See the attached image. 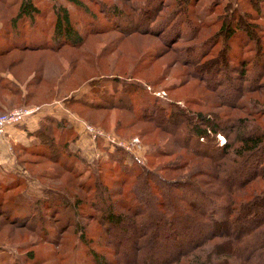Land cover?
Instances as JSON below:
<instances>
[{"label": "rangeland", "instance_id": "obj_1", "mask_svg": "<svg viewBox=\"0 0 264 264\" xmlns=\"http://www.w3.org/2000/svg\"><path fill=\"white\" fill-rule=\"evenodd\" d=\"M22 1L0 0V45L5 44L4 50L9 48L8 51L0 53V115L18 108L41 107L52 103L44 111L49 113L48 111H56L55 107L59 110H61L60 107L66 109L65 105L68 104L73 112L68 109L70 112L68 110L66 113L57 112V116H67V114L77 116L76 118L85 128L91 125L104 134L93 138L90 133H87L88 137L84 138L82 150L89 160H106L110 152L115 151L116 148H122L127 153L125 158L129 166L133 165V158H136L140 165L159 172L169 182L193 180L200 183L204 189L214 195L218 202L226 203L228 198H233L236 204L243 200H252L256 212L264 208V161L259 165L261 170L258 169V171V166L255 167L253 162L247 163L249 166L245 171L243 169L242 173L243 178L247 177V179L242 183L240 190L232 195L225 191L226 188L219 180V174L224 173V170L238 169L244 162L246 153L244 156L235 153L241 146L237 138L252 132L257 134L264 132L263 0H193L189 6L185 0H95V2L84 0L98 17L99 23L103 25L110 22L105 19L102 10L97 6L98 2L122 9L134 22L142 18L141 13L150 4L152 6L157 4L156 6L162 9L159 15H170L173 11L178 13L182 8H188L190 15L199 25L197 33L193 32V35L189 36L188 30V34L183 33L181 39L176 36L170 41V48L160 31L144 35L135 31L124 34L117 28L111 27L104 29L106 31L103 32L91 33L87 29L88 25L84 23L83 16L73 5L66 0H54L70 9L74 24L84 35V43L79 47L64 46L58 50L31 51L14 49L8 37L10 31H15L11 21L16 17ZM33 1L43 7L44 17H40V20L45 24L43 28L49 29L54 17L51 9L53 0ZM199 12L205 16L200 15L203 18L202 23L197 20L196 14ZM238 15H241V18L237 20ZM21 22L20 28L24 27L25 31L27 25ZM224 22L225 24L228 22V29H230L228 32L232 31L231 34L237 32V27L241 29V32H237L235 38H229L228 32L221 30ZM155 25L153 28L156 27ZM237 36L243 37L239 39L242 42L241 45H235ZM248 36L257 38L263 49L261 50L263 52H260L263 55L261 66L263 78L259 80L261 85L259 89L249 92L244 88L236 105L226 106L223 102L221 103L220 96L207 89L198 78L190 75L191 72L200 71L199 67L207 68L211 66V63L217 62L219 64L225 51H227L226 54L230 53L227 61L231 67L233 66L232 69L239 68L238 70L242 71L240 78L244 74H249V71L254 69L253 64L260 50L255 51V48L251 46L252 41H248L250 39L247 38ZM233 47L236 52H230ZM171 48H175L176 51L171 52ZM181 48L191 52L189 58L185 55V58H177V52ZM199 52L204 55L201 57ZM198 55L201 57L199 60L201 63L195 65L196 67L187 65L189 60L192 62V59ZM243 56L246 62L241 64L240 58ZM185 60L188 62H184ZM245 64L248 67L244 68ZM237 72L236 70L234 74H238ZM201 74H199L200 77ZM115 76L132 77L129 80L143 85L146 91L138 93L134 98L139 103L136 110L118 107L106 109L101 105H96L98 108H95L74 100L77 98L80 100L82 96L88 101H92L90 100L92 98L100 100L101 98L91 89L90 84L101 77H110L113 83L112 78ZM107 84L111 92L109 94H112L113 90L117 91V88L113 89L110 83ZM147 93L158 96L164 104L178 100L180 105H185V108L191 112L202 111L212 113L218 118L220 115L223 120L228 119L227 122L231 124V131L227 132L228 137L225 139L222 134H218L219 146L232 145L227 151L228 154L223 157L224 163H217V160L194 154L175 136L158 128L156 123L140 119L142 101ZM219 95L224 97L226 93L223 91ZM20 124L22 123L15 125ZM16 152L26 169L18 163V158L17 162L14 161L12 150L5 151L8 159L12 157L16 167L0 172V184L5 186L0 189V210L20 203L31 204L45 197L49 186L66 192L65 198L71 204L73 203V207L65 210L64 213H57L39 206L31 212L30 223L26 226L14 224L0 211V264H92L90 249L102 255L103 259H109L112 264H121L117 260L113 241L120 240L121 250L127 251L130 248V238L135 235L139 237L140 234L135 233L133 227L125 231L119 226L112 227L99 223L98 220H94L97 212L90 210L88 205L82 207L80 203L78 207L74 206V203L76 201L78 203L80 199L83 204L87 200L90 201L96 192L91 185L93 180L89 179L90 174L85 172L87 170L83 169V175L78 176L62 162L42 157L36 152L27 153L19 149H16ZM262 156L264 159V155ZM115 158L123 161V155H115ZM252 165L254 168L249 169ZM119 168V164L117 166H114V163L106 164L100 175L107 190L104 194H108L109 200L117 210L125 212L127 225H130L129 220L132 219L134 212L126 208V197L127 193H130L129 190L135 187L136 171L134 173L128 171L120 176ZM9 178L20 179L23 183L21 186L2 184ZM240 180L241 178L237 181ZM179 195L180 193L176 194V196ZM155 196L158 197L157 192ZM182 204L186 212L200 217L193 207ZM92 214L93 217H90ZM249 216L250 221L256 217L251 214L246 215V217ZM151 218L149 221H152ZM75 223L79 224L77 230L74 227ZM139 226L141 227L142 224ZM82 227L87 230L85 239L89 241L88 243H83L79 237L84 231ZM160 229L168 228L161 225ZM145 236L143 238L146 247V241L150 240L152 234L149 232ZM228 238L225 236L211 239L209 244L216 245L215 249L212 245L207 246L205 252L200 255L201 260L208 259L209 256L213 262L223 258L230 264H245L238 255L234 254ZM164 242L161 238L155 242V246L151 245L152 243L149 244L155 250V262H158L161 255L167 252L169 246L167 247ZM197 261L200 259L188 256L183 257L178 263L171 264H195Z\"/></svg>", "mask_w": 264, "mask_h": 264}, {"label": "trees", "instance_id": "obj_2", "mask_svg": "<svg viewBox=\"0 0 264 264\" xmlns=\"http://www.w3.org/2000/svg\"><path fill=\"white\" fill-rule=\"evenodd\" d=\"M66 1L73 5L79 11V14L83 16L84 23L88 25L87 29L91 33L103 32L106 31L104 29L111 27L112 29L117 28L119 31L124 32V34L135 31L144 35L158 33L160 31L165 43L170 48L169 43L176 36L178 39H181L183 33H187L188 30L189 34H187L189 36L193 35V32L197 33L199 27L190 15L188 8H182L178 13L177 11H173L170 15H159L162 9L158 8L159 6L157 7V4H154V7L150 4L141 13L142 18L134 22L128 18L129 16L122 9L114 5L98 2L97 6L102 10L101 12L105 19L110 22V24L106 23L103 25L99 23L98 17L95 16L96 14L84 0ZM93 1L95 2V0ZM192 1L185 0L188 6ZM51 9L54 17L51 21V26L49 29H46L43 28L45 24L40 20V17H44L43 7L33 0L22 1L16 17L11 21L15 31H10L8 35L14 49L29 51L58 50L64 46L79 47L84 43V35L74 24L70 9L66 5L54 0L51 4ZM153 13H156L155 16ZM205 14H207V11H205ZM196 15H198L197 20L202 23V17L205 16L200 12ZM240 16L238 15L236 17L237 20L241 18ZM20 22L21 24L27 25V28H25V31L28 29L27 32L24 31L23 26L22 29L20 28ZM227 23H223L222 31L228 32L230 30L228 29L229 24ZM154 25L157 29L156 27L153 28ZM17 28L18 31L16 32ZM234 28L236 30V27ZM240 30L237 27L238 33L241 32ZM231 32H228L229 38H235L237 32L235 31L232 34ZM245 36H247L246 33ZM241 38L243 37L237 36V43L235 45L242 44L239 40ZM247 38H250L248 41H252L253 44L251 46L255 48V51L260 50L253 64L254 69H251L249 74H244L241 78L239 77L242 71H239V68L232 69L233 66L231 67L227 61L229 60L227 56H230L229 52L226 54L227 51L221 57L222 59L219 64H217L218 62L211 63L210 67H199L198 69L200 71H196L195 73L191 72V75L189 74L190 76L198 78L199 81L205 84L207 89L220 96L221 103L223 102L226 106H235L236 101L242 96L244 88L249 92L259 89L258 87L261 85L259 80L263 78L261 71L263 55L260 52H263L261 51L263 49H261L262 47H260L257 38L254 36L253 38L250 36ZM3 45L5 46V44ZM4 46L0 45V53L9 50V48H7L8 50H4L3 48H6ZM170 50L171 52L173 50L176 51L175 48H171ZM230 52H236L235 48L233 47ZM190 53V51L181 48L177 52V58L184 57V55L186 58H189ZM199 53L201 55V52ZM200 55L195 56L192 62L190 60L189 62L188 60L184 62H188L187 65L189 64V66L196 67L197 64L201 63L199 60L204 54L201 57ZM244 58L245 56L240 58L241 64L246 62V58ZM246 66L248 67L246 64L243 67L245 68ZM236 70L238 74H234ZM200 73H202L201 77L199 76ZM130 78L132 77L120 78L119 76H115L112 78L113 83H111L110 77L98 78L96 82L90 85H92L91 89L99 95L100 100L92 98L90 99L92 101H88L84 96L80 100L78 98L74 100L85 105L94 106L95 108L97 107L96 105H101L102 108L106 109L118 107L125 110H136L139 103L134 98L138 93L144 92L145 89L141 83L136 81L132 82V80H129ZM107 83H110L113 89L117 88V91L113 90L112 94H109L110 88ZM249 88L252 89L250 90ZM223 91L226 93L224 97L219 95ZM145 95L146 98L142 101L143 106L140 105V119L156 123L158 128L175 136L184 146L189 147L194 154L217 160V163H224L223 161L225 160H223V157L228 154L227 151L232 145L219 146L218 134H222L225 139L228 137L227 132L231 131V124L227 122L228 119L223 120L220 115L218 118L212 113H204L202 111L191 112V110L185 108V105H180L178 100L172 99L173 101L170 103L164 104L156 95H152L151 93ZM66 106L70 109L68 104ZM32 134L38 139V142L32 146L17 145L15 146V151L19 149L27 153L36 152L42 157L52 159L56 162H62L65 164L64 166L70 167L78 176L83 175V169H86L87 171L85 172L90 174L91 177L89 179L92 178L93 184L91 185H93L96 192L90 201L87 200L84 204L81 199L78 200V203L76 201L74 203L75 207H78L80 203L82 207L88 205L90 210L97 212L94 220H98L99 223H103L106 226L111 225L112 227L119 226L125 231L133 227L135 233L140 234L139 237L135 235V237L130 238V248L127 251L121 250L120 240L116 239L113 241L117 260L121 264H171L178 263L183 257L188 256H194L196 259H200L195 264H230L229 261L226 262L223 258L216 259L213 262L209 256L208 259L202 260L200 257L205 252L207 246L212 245L215 249L216 245L209 244L211 243L209 242L211 239L217 237L223 238L225 236L229 237L228 240L231 241L234 254L238 255L245 264H264V208L256 212L254 210V201L243 200L236 204L233 198H228L226 203L218 202L212 193L204 189L196 181L178 180L177 182H169L159 172L140 165L136 158H133V165L129 166L125 158L127 153L122 148H116L115 151L110 152L106 160H89L78 150L72 149L71 144L79 139V133L76 131L73 123L66 118L46 115L39 120L38 127ZM237 141L241 143V146L236 149L235 153L243 156L246 153L242 166L235 170H224V173L219 174V180L226 188L225 191L231 195L240 190L242 183L247 179V177L243 178V169L245 171L249 164L253 162L255 167L258 166L257 171L258 169L261 170L259 165L264 161L262 158V155H264V144H262L264 142V132L261 134L252 132L245 136L241 135L237 138ZM118 154L123 155V161L120 158H115V155ZM258 155L260 156L258 157ZM17 158L18 163L23 166L19 154ZM112 163H114V166L120 165V176L128 171L130 173L136 171V174H134L135 177L133 175L136 179L135 187L129 190L130 193H127L126 197V208L134 212L132 219H128L130 225H127L128 222L126 221L127 217L125 212L117 210L109 200L108 194H104L107 190L105 189L100 173H102L106 164ZM247 163L249 164L247 165ZM23 167L25 168V166ZM252 168H254L253 165L249 169ZM239 178L241 180L237 181ZM20 181L22 180L9 178L5 182H2V184L6 186H21L23 182ZM2 187L5 186L1 185L0 189ZM154 190H156L158 197L155 196L156 192ZM179 193L180 195L176 196ZM66 195L67 193L63 190L49 186L45 197L39 198L31 204L20 203L14 207L7 206L0 211L6 217L10 218L14 224L26 226L30 223L31 212L39 206L42 209L57 213H64L65 210L72 209L73 203L71 204L65 198ZM7 203L11 202L7 201ZM182 203L193 207L200 217L186 212L185 206ZM250 214L256 216L252 221L249 220L250 216L246 217V215L248 216ZM90 217H93V214ZM149 217H152V221H149ZM140 224H142L141 227L139 226ZM78 225V223L74 224L75 230L79 228ZM161 225H164L168 229L159 230V226ZM82 230L85 232L82 231L79 237L83 243H88L89 241L85 239L87 230L83 227ZM149 232L152 234V237L146 241L145 247L144 238ZM256 235L257 239L255 240ZM161 238H163L167 247L169 246L170 248L168 247L167 252L161 255L158 262H155V250L149 244L152 243L151 245L155 246V242ZM89 254L92 255V264H112L109 259H103V256L97 254L93 249L89 250Z\"/></svg>", "mask_w": 264, "mask_h": 264}, {"label": "crops", "instance_id": "obj_3", "mask_svg": "<svg viewBox=\"0 0 264 264\" xmlns=\"http://www.w3.org/2000/svg\"><path fill=\"white\" fill-rule=\"evenodd\" d=\"M52 104V103H50ZM49 104V105H50ZM49 105H44L41 106L37 111H35L33 114L28 116L20 125H15V126H8L6 128V131L4 134L0 135V172L3 173L5 169L12 168L14 169L16 167L15 162L13 164V159H8L9 157L6 156L5 151L10 152L12 150V153L14 155V161L16 160L17 162V152L15 151V146H32L35 145L38 142V139H36L35 136H33L32 132L38 127L39 120L46 116V115H51L55 116L57 118H66L70 122L73 123L75 126L76 131L79 133V139L71 144V147L73 150H78L81 152L84 156L87 155L85 154L84 150H82L83 144H84V138L88 137L89 133L85 126L80 122L75 116H57L58 113H63L68 110L67 106L65 105V108L60 107L61 110L56 109V111H48L49 113H45V109L49 108ZM69 111V110H68ZM70 112V111H69ZM51 113V114H50ZM6 157V158H4ZM5 164H7L5 166Z\"/></svg>", "mask_w": 264, "mask_h": 264}, {"label": "built area", "instance_id": "obj_4", "mask_svg": "<svg viewBox=\"0 0 264 264\" xmlns=\"http://www.w3.org/2000/svg\"><path fill=\"white\" fill-rule=\"evenodd\" d=\"M40 107H32V108H18L6 114L0 115V135L4 134L6 128L10 125H15L17 123H22L28 116L37 111ZM89 133L93 138L98 137L102 134L101 131L89 125L86 126ZM110 139V138H109ZM114 141V140H113ZM112 141V142H113Z\"/></svg>", "mask_w": 264, "mask_h": 264}]
</instances>
